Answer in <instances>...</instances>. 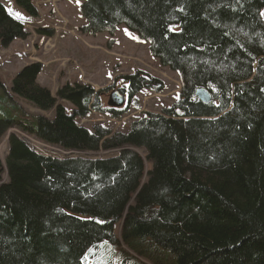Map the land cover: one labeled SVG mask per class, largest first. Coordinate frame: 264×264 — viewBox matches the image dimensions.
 Instances as JSON below:
<instances>
[{
    "label": "trees",
    "instance_id": "obj_1",
    "mask_svg": "<svg viewBox=\"0 0 264 264\" xmlns=\"http://www.w3.org/2000/svg\"><path fill=\"white\" fill-rule=\"evenodd\" d=\"M13 1L38 16L36 0ZM263 10L264 0L83 1L82 32L126 26L180 82L170 107L124 132L79 124L91 111L123 112L87 83L64 82L52 95L37 82L39 63L9 86L0 80V139L17 128L65 149L117 150L42 154L10 133L0 264H144L121 245L150 264H264ZM27 36L0 2V46ZM118 78L129 97L154 80L142 70ZM20 101L52 115H30Z\"/></svg>",
    "mask_w": 264,
    "mask_h": 264
},
{
    "label": "rangeland",
    "instance_id": "obj_2",
    "mask_svg": "<svg viewBox=\"0 0 264 264\" xmlns=\"http://www.w3.org/2000/svg\"><path fill=\"white\" fill-rule=\"evenodd\" d=\"M83 1L85 0H39V17L34 22L42 23L43 26L46 25L45 27L49 25L53 32L50 37L38 34L34 32L33 24L32 29L29 27L32 32L28 39L16 40L6 48L0 47V80L9 86L11 77L22 66L39 63L41 67L37 82L48 88L52 95L64 82L78 81L87 83L94 88L95 92H100L104 107H108L109 94L123 86L118 76L142 70L154 78L151 82L153 86L144 88L128 98L118 109L123 110L119 117L114 119L108 112L94 111L81 119L80 125L88 129L94 124H100L112 132H124L130 123L143 113H160L164 108L171 106L179 93V79L174 72L160 66L152 57L146 41L138 39L122 24L118 25L113 33L82 32L81 28L86 25L80 13V5ZM0 2L17 19L23 20L26 17L24 10L16 8L13 0H0ZM155 83L158 85L155 86ZM20 102L30 115L38 114L46 117L52 115V111H40L23 101ZM22 132L24 131L11 128L1 137L0 161L4 160L7 152L8 135L15 133L24 136ZM37 142L42 144L36 145L37 147L50 150V146L46 143ZM54 149L59 150L56 151L59 154L69 153L59 148L54 147ZM116 151L82 152L77 156L101 158ZM137 151L142 154L141 149ZM40 152L48 153L44 150ZM2 179L4 180V176ZM119 231L120 223L116 228L117 239ZM121 248L144 264H150L123 245Z\"/></svg>",
    "mask_w": 264,
    "mask_h": 264
},
{
    "label": "water",
    "instance_id": "obj_3",
    "mask_svg": "<svg viewBox=\"0 0 264 264\" xmlns=\"http://www.w3.org/2000/svg\"><path fill=\"white\" fill-rule=\"evenodd\" d=\"M157 85V83H155ZM195 96L203 103H209L211 101L210 93L204 88H198L195 91ZM126 100V95L117 91L113 90L108 97L107 106L111 108H118L121 107Z\"/></svg>",
    "mask_w": 264,
    "mask_h": 264
},
{
    "label": "bare ground",
    "instance_id": "obj_4",
    "mask_svg": "<svg viewBox=\"0 0 264 264\" xmlns=\"http://www.w3.org/2000/svg\"><path fill=\"white\" fill-rule=\"evenodd\" d=\"M27 140H28V142H30L31 144H35V145H38V146H41L42 144H40L39 142H35V141H33L32 139H29V138H26ZM41 142V141H40ZM43 143V142H42ZM45 144V143H44ZM5 145H6V143H5ZM48 145V144H47ZM52 150H55V151H59V150H57V149H54V148H52ZM61 152V151H60ZM62 153V152H61ZM63 154V153H62Z\"/></svg>",
    "mask_w": 264,
    "mask_h": 264
},
{
    "label": "flooded vegetation",
    "instance_id": "obj_5",
    "mask_svg": "<svg viewBox=\"0 0 264 264\" xmlns=\"http://www.w3.org/2000/svg\"><path fill=\"white\" fill-rule=\"evenodd\" d=\"M125 93L128 94V91L125 90Z\"/></svg>",
    "mask_w": 264,
    "mask_h": 264
},
{
    "label": "snow or ice",
    "instance_id": "obj_6",
    "mask_svg": "<svg viewBox=\"0 0 264 264\" xmlns=\"http://www.w3.org/2000/svg\"><path fill=\"white\" fill-rule=\"evenodd\" d=\"M262 15H264V14H262Z\"/></svg>",
    "mask_w": 264,
    "mask_h": 264
}]
</instances>
